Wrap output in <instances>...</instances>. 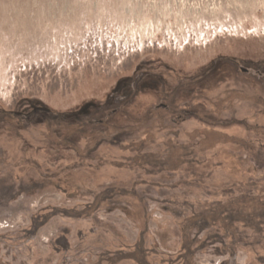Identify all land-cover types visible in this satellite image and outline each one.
Returning <instances> with one entry per match:
<instances>
[{
    "label": "rangeland",
    "instance_id": "obj_1",
    "mask_svg": "<svg viewBox=\"0 0 264 264\" xmlns=\"http://www.w3.org/2000/svg\"><path fill=\"white\" fill-rule=\"evenodd\" d=\"M0 264H264V0H0Z\"/></svg>",
    "mask_w": 264,
    "mask_h": 264
},
{
    "label": "trees",
    "instance_id": "obj_2",
    "mask_svg": "<svg viewBox=\"0 0 264 264\" xmlns=\"http://www.w3.org/2000/svg\"><path fill=\"white\" fill-rule=\"evenodd\" d=\"M42 109V108H41ZM33 112H35V111H33ZM32 113V112H31ZM31 113H29V114H31ZM36 113V112H35ZM30 116V115H29ZM158 157V156H157ZM161 157V156H160ZM177 157H178V155H177ZM157 162H162V161H164V162H167V158L166 157H164L163 159H157L156 160ZM163 163V162H162ZM238 204V203H237ZM249 205H250V203H248ZM243 205H246V204H243ZM242 204H239V206H243ZM247 206V205H246ZM251 207H253V205H251ZM255 207V206H254Z\"/></svg>",
    "mask_w": 264,
    "mask_h": 264
}]
</instances>
